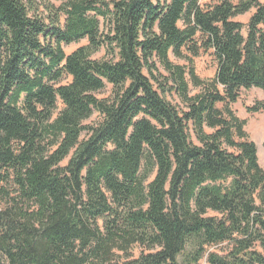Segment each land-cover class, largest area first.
<instances>
[{"label": "trees", "instance_id": "obj_1", "mask_svg": "<svg viewBox=\"0 0 264 264\" xmlns=\"http://www.w3.org/2000/svg\"><path fill=\"white\" fill-rule=\"evenodd\" d=\"M253 88L264 0H0V264H264Z\"/></svg>", "mask_w": 264, "mask_h": 264}, {"label": "rangeland", "instance_id": "obj_2", "mask_svg": "<svg viewBox=\"0 0 264 264\" xmlns=\"http://www.w3.org/2000/svg\"><path fill=\"white\" fill-rule=\"evenodd\" d=\"M111 1V0H107ZM218 0H201V4H207L210 2H215ZM255 13V9L246 13L244 15L238 16L235 20L244 25L243 34L246 37L248 33V24ZM103 24V19H100ZM104 26L102 25V29ZM87 42L83 41L81 43L72 44L65 48L66 54L70 55L78 48L86 45ZM94 59H103L106 58V49L102 48L98 53L93 57ZM194 66L196 74L203 80H211L215 77L217 71V63L212 56L211 52L202 53L200 57L194 60ZM70 82V79L66 80L64 83L67 84ZM112 87L107 86L101 93L97 94V97L100 99H105L110 96ZM195 93L194 89L192 88ZM167 99L174 104H178L179 101L176 97L167 96ZM257 104H264V91L261 89L253 88L250 90H242L241 95L237 103L233 105V109L236 112L237 116L246 122L245 131L248 133L250 139L257 146L258 160L261 168L264 170V110L252 113L249 112L248 108H252ZM62 106H59V110ZM100 116L98 114L93 115V117L88 120L85 124L92 125L99 122ZM194 142L197 143V140L194 139ZM226 244L210 247L209 252L223 253L226 251ZM201 264H207V257H205Z\"/></svg>", "mask_w": 264, "mask_h": 264}]
</instances>
